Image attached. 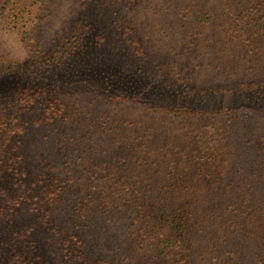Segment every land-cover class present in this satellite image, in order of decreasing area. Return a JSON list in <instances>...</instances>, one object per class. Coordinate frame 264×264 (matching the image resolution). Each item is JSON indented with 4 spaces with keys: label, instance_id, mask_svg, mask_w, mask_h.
<instances>
[{
    "label": "trees",
    "instance_id": "16d2710c",
    "mask_svg": "<svg viewBox=\"0 0 264 264\" xmlns=\"http://www.w3.org/2000/svg\"><path fill=\"white\" fill-rule=\"evenodd\" d=\"M66 4L59 30H37ZM10 24L22 53L0 51V264H124L105 245L151 264H264V74L249 73L264 0H4ZM145 28L176 48L157 57ZM76 86L194 127L165 140L85 108L73 122L60 92Z\"/></svg>",
    "mask_w": 264,
    "mask_h": 264
},
{
    "label": "rangeland",
    "instance_id": "374dc122",
    "mask_svg": "<svg viewBox=\"0 0 264 264\" xmlns=\"http://www.w3.org/2000/svg\"><path fill=\"white\" fill-rule=\"evenodd\" d=\"M211 1V0H210ZM4 0H0V3ZM206 8H210L215 13L220 11V6L218 2H207L205 5ZM69 6L66 4L63 7H60L57 12L51 17L52 22L45 24L41 22L37 30L42 31L43 28H49L50 31L59 30L62 21L66 18L69 13ZM11 24L0 26V51L8 55V57L14 58L19 57L22 51L18 48V45H15V40L13 38L12 32L10 30ZM147 31V44L151 48L152 53L157 55V57H162L173 52V49L176 48L173 39L165 38L162 33H157L155 30L145 28ZM219 31L221 35L222 30L217 24H214L209 27L208 32ZM221 33V34H220ZM221 42H218L219 45ZM230 57H233V54L228 53ZM250 74H264V64H261L259 67L250 65ZM191 77V75H189ZM62 100L67 104L69 109H72L76 117L73 122L79 121L83 123L84 116L86 113L82 110L87 109L93 111L96 117H102V114H107L115 120V124L120 130L123 128H137L139 131L151 132L157 136H161L165 140L177 139L183 140L184 135L194 127V124H187L179 121H173L169 118H151L147 116L139 107L133 104H122L115 103L107 99L102 92L89 89L88 87L81 88H67L60 92ZM245 115L240 114L237 118L222 123V128L227 130L229 134H235L245 127L244 121H248ZM103 251L110 256L117 263L124 264H151L140 261L132 253L125 251L114 250L110 245L102 246Z\"/></svg>",
    "mask_w": 264,
    "mask_h": 264
}]
</instances>
